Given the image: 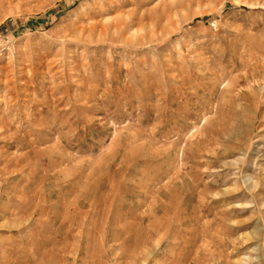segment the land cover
Returning a JSON list of instances; mask_svg holds the SVG:
<instances>
[{
  "label": "rangeland",
  "instance_id": "rangeland-1",
  "mask_svg": "<svg viewBox=\"0 0 264 264\" xmlns=\"http://www.w3.org/2000/svg\"><path fill=\"white\" fill-rule=\"evenodd\" d=\"M0 264H264V0H0Z\"/></svg>",
  "mask_w": 264,
  "mask_h": 264
}]
</instances>
